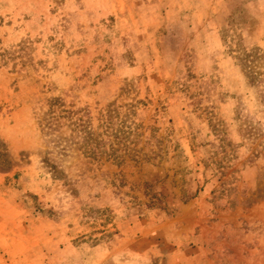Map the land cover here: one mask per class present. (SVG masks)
Masks as SVG:
<instances>
[{"label":"rangeland","instance_id":"rangeland-1","mask_svg":"<svg viewBox=\"0 0 264 264\" xmlns=\"http://www.w3.org/2000/svg\"><path fill=\"white\" fill-rule=\"evenodd\" d=\"M0 264H264V0H0Z\"/></svg>","mask_w":264,"mask_h":264}]
</instances>
